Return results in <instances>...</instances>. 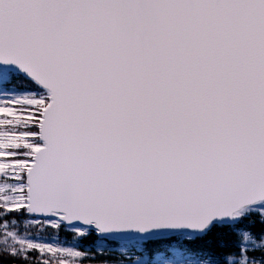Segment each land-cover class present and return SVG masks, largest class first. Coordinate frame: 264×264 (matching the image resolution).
Here are the masks:
<instances>
[{
	"label": "snow or ice",
	"instance_id": "snow-or-ice-1",
	"mask_svg": "<svg viewBox=\"0 0 264 264\" xmlns=\"http://www.w3.org/2000/svg\"><path fill=\"white\" fill-rule=\"evenodd\" d=\"M253 216L264 0H0V264H215ZM235 234L224 264H264Z\"/></svg>",
	"mask_w": 264,
	"mask_h": 264
},
{
	"label": "trees",
	"instance_id": "trees-1",
	"mask_svg": "<svg viewBox=\"0 0 264 264\" xmlns=\"http://www.w3.org/2000/svg\"><path fill=\"white\" fill-rule=\"evenodd\" d=\"M252 219H255V216L246 218L235 226H224L213 229L212 233H210L208 237L199 241V243L195 246V250L199 252V255H210L216 260L215 264H224L227 254L237 250L240 238L235 234L236 228L250 230L258 238L261 231L264 230V225H261L258 222L249 223V220ZM15 227L22 235L26 231L23 219L19 220ZM27 231L32 235H39L40 237L50 238L52 235L51 231L38 232L36 226L34 225H29ZM59 239L60 241L72 242L70 237H68L64 232H61ZM90 242V240L80 241L79 247L84 248L90 244ZM3 246V238L0 237V248Z\"/></svg>",
	"mask_w": 264,
	"mask_h": 264
},
{
	"label": "rangeland",
	"instance_id": "rangeland-1",
	"mask_svg": "<svg viewBox=\"0 0 264 264\" xmlns=\"http://www.w3.org/2000/svg\"><path fill=\"white\" fill-rule=\"evenodd\" d=\"M257 240H258V242H259V239H258V238H257ZM70 247H71V246H70ZM176 259H178V260H179V259H180V257H179V256H177V257H176Z\"/></svg>",
	"mask_w": 264,
	"mask_h": 264
}]
</instances>
